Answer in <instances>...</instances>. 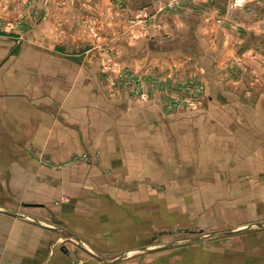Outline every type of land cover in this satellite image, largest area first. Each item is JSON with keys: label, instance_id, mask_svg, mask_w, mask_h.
I'll use <instances>...</instances> for the list:
<instances>
[{"label": "crops", "instance_id": "1", "mask_svg": "<svg viewBox=\"0 0 264 264\" xmlns=\"http://www.w3.org/2000/svg\"><path fill=\"white\" fill-rule=\"evenodd\" d=\"M234 1L209 0L197 14L182 11L165 21L163 16L161 30L170 37L155 39L151 33L146 41L163 61L162 70L188 61L194 72L202 73L208 85L203 109L190 117H161L154 103L132 102L113 91L101 66H89L91 60L99 64L103 54L88 51L87 42L77 41L85 39L83 31L79 36L69 30L72 14L61 25L68 32L64 44L60 30L54 28L58 22L52 20L51 44L57 49L80 43L79 52L68 48L70 53L58 55L35 47L31 53L8 56L7 48L0 51V264H173L176 261H164V255L159 260L105 262L91 258L89 251L105 255L137 248L131 244L134 237L152 235L153 202L162 205L156 216L164 214V187L195 184L198 175L189 171L190 166L197 173L224 171L231 178L240 173L238 186L264 189V0H246L242 7L234 6ZM149 4L131 6L137 13L152 11ZM71 7L55 12L75 13ZM103 28L101 43L109 37L119 59L134 67L147 63L152 53L142 54L137 45L141 41L123 35L125 40L117 42L106 36L114 27ZM134 29L141 31L139 25ZM29 59L31 63L26 62ZM26 76H34V84ZM205 107L213 109L212 114ZM81 152L91 161L62 169L41 167L34 157L40 153L59 162ZM204 152L212 158L206 168ZM73 169L79 172L72 175ZM46 183L52 190L48 194L42 190ZM57 186L77 187L80 192L56 204ZM14 188L20 193L18 201L11 198ZM233 202L237 200L230 195L227 203ZM50 214L72 227L65 231L74 240L63 228L47 226L58 222ZM253 227L264 229L252 224L243 230ZM221 231L231 237L241 234L237 242L226 241L228 254L221 264H264V244L245 243L241 237L245 232L232 226L212 233Z\"/></svg>", "mask_w": 264, "mask_h": 264}, {"label": "rangeland", "instance_id": "2", "mask_svg": "<svg viewBox=\"0 0 264 264\" xmlns=\"http://www.w3.org/2000/svg\"><path fill=\"white\" fill-rule=\"evenodd\" d=\"M143 2H146L147 5L150 3L149 7L152 4L153 10H139L137 13L132 10L134 7L131 5H142ZM208 2L209 0H0V41H3L0 42V51L7 48L8 56H12L15 52L31 53L35 50V47H41L46 52L52 51L58 55H64L66 51L70 53L71 50L69 49H72L73 52H79L80 43L71 47L62 45L54 49L52 44L54 45L55 41L52 42L51 40L54 36L49 33V25L52 20H56L59 26L57 27L54 24V28L60 30L62 37L59 41L64 44V35L68 32H66V29L61 28V25H66V15L72 14L73 16L67 22L72 25L69 30L73 34L77 32L79 36L82 35L83 31L87 34L85 39L79 40V37H77V41L87 42L88 51L93 50L101 53L100 55L103 54L98 61L99 64L96 60H91L89 66H101L104 72L103 79L113 91L124 95L132 102L154 103L157 105L161 117H190L201 114L196 113L198 110L203 109L201 104L205 99L208 85L202 73L199 70L194 72L189 67L190 62L188 61L184 63L183 61L180 63L175 62V64L168 65L167 69L162 70L163 61L160 60L156 52L149 50L151 48L150 44H145L147 39L152 36L151 33H153L155 39L164 38L166 40L170 37L161 30L163 16L165 21L168 17L178 15L182 11L197 14L200 9L204 10ZM67 5L74 7L76 9L75 13L55 12L56 9H64ZM74 18L78 20L76 25L70 23ZM216 21L220 22V17H217ZM136 25L141 27V31L134 29ZM103 26L114 27L113 30L108 29L110 32L106 33V36H114L117 42L118 40H125L123 35H128L129 41L131 39L141 41L137 45L140 50H143L142 54L148 53V51L152 53L148 55L147 63L140 67H134L135 65H129L125 60L119 59L120 53L118 54L116 45L108 41L109 37H106L104 44L101 43L104 32ZM38 41H41L40 45ZM42 41L50 43L45 42L43 44ZM128 46L129 44L126 42V48ZM133 46H135L134 42L130 47ZM82 50L84 49L82 48ZM61 61L63 64L67 62L65 58ZM0 62H2V59H0ZM26 62L31 63L32 59L26 60ZM167 64L168 61L164 60V66ZM170 66H172L171 69ZM25 80L30 81V85L34 84L32 82L34 76H26ZM241 93L243 95L248 94L246 90H242ZM222 102H224V99H222ZM206 109L209 114L214 111L213 109ZM172 125L176 124H170L168 127ZM206 148L208 149V147ZM29 150L32 151V148L30 147ZM34 157L41 167L54 169L73 167L79 163L91 161L89 160L91 158L85 152L71 154L65 160L59 162L53 161L50 157L40 153ZM201 157L203 160L202 168L209 167L212 158L205 152ZM94 158H96V154H94ZM190 169L194 170L195 166H190ZM192 170L189 171L198 175L193 187L185 185L181 189L180 187L168 186L171 184L164 187V205L162 209V212L164 210V219L161 220L163 215L160 219L156 216L157 213H160L162 205L159 202H153L151 209L153 215L152 235L134 237L135 241L131 244L135 243L137 248L131 251L110 252L105 255L90 250L89 256L97 258L99 261L114 260L115 262L125 259H151V257V260H159L160 257L158 256L164 255L162 259L164 261H176L173 264H194L196 260L221 264L220 262L224 261L225 255L228 254L225 246L226 241L232 239L228 243L237 242L241 234L238 235L239 237H231L223 231L216 232V234L212 232L215 229H225L229 226L239 228L245 232V235L241 236L245 237V243L264 244V229L253 227L243 230L252 224L264 225V219L262 218L264 216V189L253 185L248 188L238 186V182L241 181L240 173H231V178L230 173L224 171L213 173L202 170L197 173L196 170ZM75 171L79 172L73 169L70 173L74 175ZM65 173L70 175L69 171H61L62 175H65ZM45 175V179H48L50 174L46 173ZM48 180L52 183V180ZM230 180H233L231 186ZM47 185L46 183L42 186L45 194L52 191ZM58 188L60 190L56 197V204L70 201L74 194L80 192L77 187L59 186ZM81 189L89 193H95L93 188L83 186ZM156 191L160 195L159 183ZM12 192L14 195L11 194V198L18 201L20 195L18 189L14 188ZM229 194L233 195L237 202L228 204ZM175 197H178V200ZM50 215L58 222L49 223L47 226L63 228V231L72 228L65 224L63 220L55 218L53 214ZM239 224L243 226H239ZM65 232L67 237L74 240L72 239L73 236L70 235L71 233ZM254 256H256V253H254Z\"/></svg>", "mask_w": 264, "mask_h": 264}, {"label": "clouds", "instance_id": "3", "mask_svg": "<svg viewBox=\"0 0 264 264\" xmlns=\"http://www.w3.org/2000/svg\"><path fill=\"white\" fill-rule=\"evenodd\" d=\"M246 3V0H235L236 7H242Z\"/></svg>", "mask_w": 264, "mask_h": 264}, {"label": "built area", "instance_id": "4", "mask_svg": "<svg viewBox=\"0 0 264 264\" xmlns=\"http://www.w3.org/2000/svg\"><path fill=\"white\" fill-rule=\"evenodd\" d=\"M235 5V4H234ZM193 104V101L191 102Z\"/></svg>", "mask_w": 264, "mask_h": 264}]
</instances>
